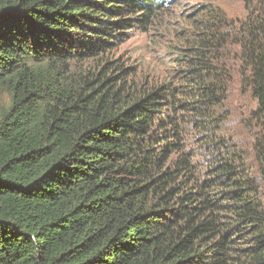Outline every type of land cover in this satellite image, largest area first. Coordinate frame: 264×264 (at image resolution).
Listing matches in <instances>:
<instances>
[{"label": "trees", "instance_id": "1", "mask_svg": "<svg viewBox=\"0 0 264 264\" xmlns=\"http://www.w3.org/2000/svg\"><path fill=\"white\" fill-rule=\"evenodd\" d=\"M241 1L198 7L146 88L119 50L172 0H0V264H264V0Z\"/></svg>", "mask_w": 264, "mask_h": 264}, {"label": "rangeland", "instance_id": "2", "mask_svg": "<svg viewBox=\"0 0 264 264\" xmlns=\"http://www.w3.org/2000/svg\"><path fill=\"white\" fill-rule=\"evenodd\" d=\"M213 1L214 5L224 9L229 18H240L245 14L241 0ZM208 2L209 0H172L166 10L158 13L148 31L131 32L129 39L120 47L119 54L125 63L135 68L132 75L134 82L140 87L151 88L155 83L172 79L173 70L179 65L174 61L177 57L170 55L169 50L171 46L180 45L179 30L189 26V16L193 17L196 9ZM238 84V81L233 84L226 102L228 116L225 125L226 130L241 140L248 152V145L252 139L247 128V120L255 107V101L248 92L242 91ZM10 103V94L0 90V116L3 110L9 108Z\"/></svg>", "mask_w": 264, "mask_h": 264}]
</instances>
